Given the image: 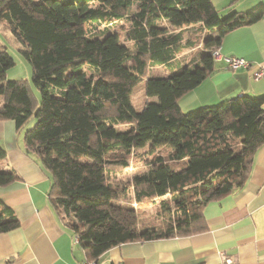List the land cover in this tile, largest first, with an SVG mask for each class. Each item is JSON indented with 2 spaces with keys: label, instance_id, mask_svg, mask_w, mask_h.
<instances>
[{
  "label": "trees",
  "instance_id": "trees-1",
  "mask_svg": "<svg viewBox=\"0 0 264 264\" xmlns=\"http://www.w3.org/2000/svg\"><path fill=\"white\" fill-rule=\"evenodd\" d=\"M263 16V3L221 14L213 0H0V31L10 33L0 37V121L20 132L35 119L26 151L49 171V197L88 260L121 243L204 231V207L244 187L264 144V94L189 112L179 102L214 70L223 36ZM121 20L129 22L125 41L108 32ZM101 25L106 35L94 37ZM187 28L196 29L186 36ZM200 40L203 55L183 60ZM7 42L30 63L38 96L28 80L6 78L15 65ZM150 65L167 66L168 76H148ZM144 79L146 94L160 101L136 109L130 94ZM136 149L152 156L146 169L114 184L110 173L132 167ZM18 179L14 169L0 170V187ZM130 193L138 205L160 199L169 220L140 225L136 206L115 202ZM19 224L0 199V233Z\"/></svg>",
  "mask_w": 264,
  "mask_h": 264
},
{
  "label": "crops",
  "instance_id": "crops-1",
  "mask_svg": "<svg viewBox=\"0 0 264 264\" xmlns=\"http://www.w3.org/2000/svg\"><path fill=\"white\" fill-rule=\"evenodd\" d=\"M223 1L227 13L264 4L236 0L229 6L231 0ZM219 47L224 54L264 66V16L224 35ZM184 59L190 60L186 55ZM242 93L263 95L264 76L255 80L250 68L229 70L223 61H215L214 70L179 103L187 112ZM22 133L13 120L0 121V144L7 152L0 170L14 169L19 175L16 182L0 187V199L20 221L18 227L0 233V264H79L87 260L86 254L58 216L49 197L51 175L34 153L26 151ZM203 212L208 225L204 231L121 243L94 259L95 264H264V144L253 156L244 187L209 202Z\"/></svg>",
  "mask_w": 264,
  "mask_h": 264
},
{
  "label": "rangeland",
  "instance_id": "rangeland-1",
  "mask_svg": "<svg viewBox=\"0 0 264 264\" xmlns=\"http://www.w3.org/2000/svg\"><path fill=\"white\" fill-rule=\"evenodd\" d=\"M138 0H136L137 2ZM217 4V8L220 10L221 14H225L227 12L223 6L225 5V2L223 0H215ZM136 9V5L132 6L129 10V13H132ZM127 20H121L118 23L114 24V26L108 31V32H120L121 34V40L125 41V32L122 30V25H128ZM103 25L99 26L97 30L93 31L91 34L96 37V36H101L103 37L106 35V33L103 31ZM196 29V28H195ZM195 29H186V36L189 35L192 32H195ZM9 32H2L0 31V37L2 39H5L6 36H9ZM203 36H209L211 35L210 33H202ZM7 40V38L5 39ZM9 45V52L15 59V65L10 67L7 70V79H25L28 80L29 83H31L33 90L38 96V91L33 85V79H32V68L30 63L23 57V55L20 53L17 47L13 46L10 42H7ZM199 46H196L194 48L190 49V54H186V57L189 59L192 58H199L203 55L204 49L202 48V42L201 40L199 41ZM186 61V59H183ZM169 68L165 65H150L148 69V76H168L169 73ZM145 81L146 79L140 81L137 83L134 87L133 90L130 94L131 102L133 106L136 109H141L146 102H153V103H158L160 100L158 96H148L145 92ZM189 112V111H187ZM35 119L31 118L29 122L20 130L22 133V139L24 137V133L27 128H30L31 126L34 125ZM129 126H122L120 128V131H125ZM2 142V141H0ZM131 158V165L129 169H117L113 172L110 173L109 179L114 183H123L127 184L128 182L131 181L133 175L135 173L142 172L143 170L146 169L148 165V161L152 158L151 155L146 153V149L142 150H134L133 154L130 156ZM117 203L125 204V205H134L137 207L138 211V218H139V223L140 225L143 226H162L165 222H167L170 218V212L169 210H165L163 208H160V199H156L155 201L147 202L144 203L143 205H138L133 198V195L130 193L127 197H125L122 201H115Z\"/></svg>",
  "mask_w": 264,
  "mask_h": 264
},
{
  "label": "built area",
  "instance_id": "built-area-1",
  "mask_svg": "<svg viewBox=\"0 0 264 264\" xmlns=\"http://www.w3.org/2000/svg\"><path fill=\"white\" fill-rule=\"evenodd\" d=\"M212 55L215 61H223L224 68L229 70H237L239 68H250L252 69V76L255 80H259L264 76V66L262 64L253 65L250 61L245 59L244 57H239L235 55H227L221 52L220 47L213 48ZM76 243H80V239L78 236L74 238ZM227 262H231V259L226 260ZM79 264H95L94 259L84 260Z\"/></svg>",
  "mask_w": 264,
  "mask_h": 264
}]
</instances>
